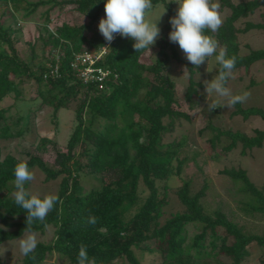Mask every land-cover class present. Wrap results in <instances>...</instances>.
Wrapping results in <instances>:
<instances>
[{
  "label": "trees",
  "instance_id": "trees-1",
  "mask_svg": "<svg viewBox=\"0 0 264 264\" xmlns=\"http://www.w3.org/2000/svg\"><path fill=\"white\" fill-rule=\"evenodd\" d=\"M22 1L0 0V3L9 5L11 11L22 9L24 17L38 6L48 4L44 11L46 22L50 20L49 9L60 3H74L73 9L86 14L89 21L79 25L62 22L48 31L47 39H41L43 43H50L49 55L45 56V62H37L33 68L31 61L21 59L15 48L17 39L13 34L16 28L10 23L0 22V140L20 135L22 130L13 131V128L29 117V106L25 104L27 112H22L16 122L9 124L7 108L1 106L7 95H12L16 102L22 100L19 83L24 79H34L37 96L42 103L52 106L53 115L60 108H69V104L77 100L75 123L66 142V150L56 151L54 167L38 155L29 154L27 160L13 154L1 157L0 147V245L19 238L26 228L27 213L14 203L12 196L15 165L27 162L29 169L36 166L44 173L45 181L60 179L56 195L62 203L56 204L44 223L34 222L32 225L33 230L40 233L47 226H53L52 239L38 241L33 253L35 260L22 256L17 264H46L45 260L54 252L68 264H77L81 244L87 247L89 258H94L96 264H116L119 260L120 264H141L134 248H140L150 239L155 240L156 246L148 249L160 253L161 264H242L250 255V243L264 248V231L249 232L220 209L212 213L205 211L201 198L206 184L192 193L189 181L183 180L176 193L184 209L171 213L163 223L159 220L169 203L167 180L173 174H180L183 163L188 159V156L181 155L187 143L186 136L178 141H162L163 134L172 130L176 118H190L175 106L178 103L175 82L164 73L168 60L172 58L188 68L185 101L191 102L198 97L197 89L202 86L193 78L195 66L183 59L175 43L169 39L172 31L170 20L177 12L173 2L152 0L153 5L159 2L165 5L166 15L160 37L156 40L157 55L151 63L140 60L146 49L136 52L133 39L117 34L107 45L110 48L93 64V67L107 71L103 79L84 82L71 63L76 54L97 51L105 43L104 37H88L86 34L105 11V0H37L26 1L23 7ZM220 6L227 7L229 14L217 32L206 29L205 34L216 39L221 47H226L228 57H237L234 69L242 67L248 70L256 61L264 60V48L240 53L238 33L254 28L264 30V20H247L242 28L235 22L264 6V0L237 3L220 0ZM31 47L32 60L36 54L34 44ZM56 60L58 71L51 74L48 64L53 65ZM232 115H241L244 119L257 115L264 120V109L254 105L243 107L237 103ZM165 117L168 118L166 123ZM209 127L215 132L210 138L212 148L221 136L229 139L222 147L224 152L241 143V153L244 154L247 149L261 147L264 141V129H255L253 135H247L238 130ZM52 142L43 137L36 148L45 150L46 144ZM77 146L80 147L78 151ZM220 173L239 185L238 190L244 196L240 208L245 214L264 215V188L257 187L245 169L223 168ZM86 178L96 183H91L84 191ZM160 183H163L162 194ZM27 185L28 182L25 187ZM90 215L97 218L94 225L86 223ZM188 224L200 227L189 243L186 235ZM220 255L228 257L229 262H221ZM260 263L264 264V258ZM0 264H5L1 258Z\"/></svg>",
  "mask_w": 264,
  "mask_h": 264
},
{
  "label": "rangeland",
  "instance_id": "rangeland-1",
  "mask_svg": "<svg viewBox=\"0 0 264 264\" xmlns=\"http://www.w3.org/2000/svg\"><path fill=\"white\" fill-rule=\"evenodd\" d=\"M35 2L37 0H24L21 6H25V2ZM170 1V0H168ZM237 3L242 0H232ZM175 10L179 5L172 0ZM212 3H219L220 0H211ZM21 7V8H22ZM48 4L38 6L29 16H23V10L19 11L10 9L9 5L0 3V22L10 23L16 28L13 34L15 40V48L21 59L30 63L33 68L37 62H45V56L49 55L50 43H43L41 38L47 39L48 31L54 30L56 26L62 22L70 25L86 24L89 19L86 14L77 12L74 3H60L49 9L48 17L50 20L45 21L44 11L48 8ZM222 18L229 14L227 7L219 8ZM13 15L16 17L13 18ZM166 8L161 2L153 5L151 10L146 13L145 19L149 23L158 21V27L161 30L165 22ZM105 18V11L102 12L99 19L96 20L91 28L86 31L88 37L103 35L99 31V21ZM247 20L253 22H262L264 20V6L258 7L248 17L238 19L235 24L242 28ZM47 28V29H46ZM238 41L240 44V53L245 54L249 49L264 48V30L250 29L247 32L238 33ZM31 44H34L35 58L31 60ZM177 50L183 59L190 63L178 43H175ZM158 46L155 42L151 46L150 51L145 50L140 60L144 63H151L153 57L157 55ZM168 51V50H167ZM169 52V51H168ZM207 67L213 68L208 72ZM217 64L214 57L209 58L198 68L194 67L193 78L201 82L202 86L198 87V97H195L191 102L184 99V92L188 84V68L185 64L177 62L170 58L166 64L164 73L175 82V92L178 103L177 109L189 114V119L184 117L176 118L173 121L172 130L165 132L162 136L164 143L178 141L181 137L186 136L187 143L184 146L181 155L188 156V159L183 163L180 174H173L168 180L169 186L167 190L169 203L164 207V215L159 219L161 223L170 216L171 213L182 211L184 206L180 203L177 197V189L182 185L183 180H188L190 191L192 193L199 190L203 184L207 185L204 196L201 198V203L206 212L212 213L216 209L223 211L229 218L242 225L245 230L253 233H261L264 231V215L254 213L253 215L245 214L241 206L243 194L238 190V184L228 176L220 173L223 168H243L246 170L250 180L259 188H264V141L261 147L247 149L241 153V143L228 152H224L222 147L229 142L225 136H221L216 142L215 147H211L210 138L214 135L209 125L217 126L222 130L230 129L240 131L247 135H253L255 129H264V120L252 115L244 119L241 115H232L233 108H216L209 110V103L222 98L215 94L207 96L205 90V81H211L216 75ZM187 68L185 74L184 70ZM233 95L242 94L245 91L251 93L249 99L241 103L243 107L259 106L264 109V60L256 61L248 70L238 68L233 70L232 77L228 80L227 85ZM21 89L22 100L15 101L12 95H7L2 101L1 106L7 108L6 116L7 123L13 124L18 120L22 112H27L24 109L25 104L29 106V117L27 121H20L16 129L22 130V133L12 138L1 139V157L6 154H13L19 159L27 160L29 154L40 156L46 164L54 167V157L57 150H66V142L73 129L74 109L77 100H73L69 104V108H60L56 115H53V108L48 104L41 102L37 96V84L33 78L24 79L19 83ZM24 102H21L23 101ZM24 109V110H23ZM25 114V113H24ZM164 122H168V118H164ZM27 123V128L25 125ZM13 126V125H12ZM43 137L51 139V144H46L45 150L36 148L39 140ZM79 146L76 147L78 151ZM84 161V157L81 158ZM34 172L35 179L28 182L27 189L33 194H57L60 179L44 180V173L36 166L30 168ZM91 183H96L94 180L86 178L83 182L84 191L89 189ZM163 183L159 184L160 193L162 194ZM15 191V190H14ZM219 233H223L222 229H218ZM200 231L199 225H186L187 243L191 242L194 234ZM38 241H50L54 235V227L47 226L44 232H36ZM23 236V235H22ZM21 237V236H20ZM19 237V238H20ZM19 238L5 241L0 245V258L5 264H17L22 258L19 250ZM156 242L153 239L147 240L139 248H134V251L139 258L141 264H161L160 253L156 250L150 251L148 248H155ZM250 255L242 264H261V258H264V248L259 247L254 242L248 245ZM221 262H229V258L220 255ZM46 264H68L67 260L59 256L56 252L51 254L46 260ZM120 264V260L116 262ZM219 264V263H217Z\"/></svg>",
  "mask_w": 264,
  "mask_h": 264
},
{
  "label": "clouds",
  "instance_id": "clouds-1",
  "mask_svg": "<svg viewBox=\"0 0 264 264\" xmlns=\"http://www.w3.org/2000/svg\"><path fill=\"white\" fill-rule=\"evenodd\" d=\"M172 2V0H170ZM179 5L176 15L171 18L172 31L169 33L171 42L178 43L186 59L195 68H198L209 58L214 57L215 63L219 65L218 75L211 81H205L207 96L215 94L222 98L209 103V110L216 108H233L237 103L246 102L251 93L233 95L227 86L228 80L233 75L237 57H228L226 47H221L219 42L212 36L206 35L205 30L210 29L217 32L223 21L219 12V3L211 0H175ZM153 8L152 0H105V18L99 21V31L105 41L110 45L115 35L131 38L136 52L149 50L160 37L158 21L149 23L145 16L148 10ZM110 48V47H105ZM214 67H207L211 72ZM216 68V67H215ZM187 68L184 70V74ZM14 186L12 193L14 203L27 213L26 228L24 234L19 238V250L25 257L35 260V249L38 245L37 233L33 230L34 222L44 223L48 214L54 209L60 198L56 194H33L26 187L27 182L35 179L34 172L28 167L27 162H18L14 168ZM97 222L95 216H89L86 223L94 225ZM77 264H96L94 258H89L87 247L80 245Z\"/></svg>",
  "mask_w": 264,
  "mask_h": 264
},
{
  "label": "built area",
  "instance_id": "built-area-1",
  "mask_svg": "<svg viewBox=\"0 0 264 264\" xmlns=\"http://www.w3.org/2000/svg\"><path fill=\"white\" fill-rule=\"evenodd\" d=\"M107 45H108V42L105 41V43L97 51L87 50V51H83L75 55V58L72 61L71 65L73 68H75L78 71L77 73L78 76H80L84 82H87L91 79L101 81L104 75L107 73V71H103L100 68L93 67L95 60L98 59L100 56H102L106 52L107 48L105 47H107ZM48 66L50 67L51 74L57 73L58 71L57 60L55 64L53 65L48 64ZM95 72H97V74H95ZM99 87L101 88V84H99Z\"/></svg>",
  "mask_w": 264,
  "mask_h": 264
}]
</instances>
